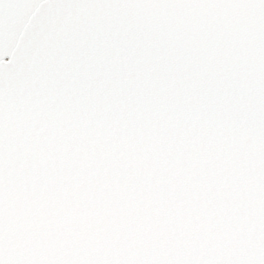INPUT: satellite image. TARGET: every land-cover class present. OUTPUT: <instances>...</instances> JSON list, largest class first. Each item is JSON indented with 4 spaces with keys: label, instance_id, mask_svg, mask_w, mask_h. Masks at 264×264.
<instances>
[{
    "label": "snow or ice",
    "instance_id": "obj_1",
    "mask_svg": "<svg viewBox=\"0 0 264 264\" xmlns=\"http://www.w3.org/2000/svg\"><path fill=\"white\" fill-rule=\"evenodd\" d=\"M0 264H264V0H0Z\"/></svg>",
    "mask_w": 264,
    "mask_h": 264
}]
</instances>
